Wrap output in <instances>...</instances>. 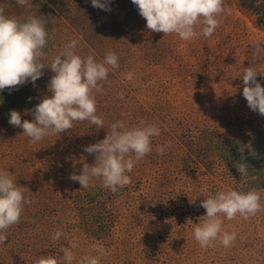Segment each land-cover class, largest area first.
I'll return each instance as SVG.
<instances>
[{
    "label": "rangeland",
    "instance_id": "obj_1",
    "mask_svg": "<svg viewBox=\"0 0 264 264\" xmlns=\"http://www.w3.org/2000/svg\"><path fill=\"white\" fill-rule=\"evenodd\" d=\"M65 1L54 6L64 11L56 16L58 34L52 58L72 39L78 40L77 52L82 56L91 54L101 60L109 50L119 56V67L95 93L104 128L81 121L82 127L71 132L49 134L29 143L21 128L0 124V170L16 175L28 201L34 198L55 204L53 222L50 219L42 226L43 233L37 232L39 226L16 227L5 233L6 242L0 241V264H26L47 253L61 256V249L72 244L76 245L72 249L75 264L86 255H96L94 246L104 249L101 264H264V180L257 181L253 189L239 188L247 181L244 175L236 184L239 154L230 153L231 160L223 153L230 140L245 139L256 126L264 129V115L247 106L239 77L243 67L253 65V44L264 43V25L257 24V12L242 6L240 0H223L230 14H222L211 36L194 37L199 39L195 43L176 34L148 31L131 0H111L116 5L114 17L125 14L135 23L136 32L128 36L129 46L123 51L102 45L120 38L110 26L103 27L94 43L76 27L70 29L67 21L75 20L78 13L88 15L87 23L102 13L91 11V0L75 2L74 11L67 5L73 0ZM25 7L29 6L21 7L23 14H17L18 19L35 16L36 12ZM256 63L257 81L264 87V61ZM127 72L133 74L131 80L125 78ZM25 88L37 103L50 94L47 85L27 88L26 83ZM20 94L25 96V90ZM21 114L22 120L32 119L30 111L21 110ZM116 120L129 125L154 124L160 134L152 138L151 152L134 164L128 185L114 193L99 179L100 195L85 197L87 188L71 180L70 174H79L83 163H94L96 154L84 152V147L102 140ZM247 142L252 145L251 140ZM165 145L163 153L157 151ZM226 188L259 191L262 207L247 219L237 215L224 220V228L236 233L229 247L217 240L202 248L192 236V223H198L197 218L205 213L200 201ZM79 209L87 212L84 226ZM96 217L105 220L108 232L91 221ZM57 230L62 235L52 240Z\"/></svg>",
    "mask_w": 264,
    "mask_h": 264
},
{
    "label": "clouds",
    "instance_id": "obj_2",
    "mask_svg": "<svg viewBox=\"0 0 264 264\" xmlns=\"http://www.w3.org/2000/svg\"><path fill=\"white\" fill-rule=\"evenodd\" d=\"M24 3V0H18ZM111 0H91L93 7L109 11ZM150 32L176 34L181 40H190L198 35L211 36L221 22L222 14H230L223 0H131ZM164 35V36H165ZM49 40L45 22L36 16L20 20L0 13V92L5 88L13 90L25 83L35 86L42 75V69L49 68L54 75L48 84V95L30 110L32 119L22 120L20 111H9L8 123L22 129L29 143H37L49 134H60L73 128L75 122L87 121L101 128L104 121L97 114L95 93L102 90V83L108 81L109 72L119 67V56L113 50L97 60L93 55L82 56L77 52L78 40H69L46 66L43 58ZM253 44L252 66L243 67L240 79L243 83L241 95L247 106L264 115V87L257 81L256 61H264V47ZM132 73H124L126 79H132ZM29 110L25 111L28 114ZM104 128V127H103ZM160 134L154 124L141 122L129 125L125 120H116L107 128L105 137L84 147L83 151L95 153L92 164L83 163L79 174H70V179L78 181L86 188L95 179L102 186L116 192L131 182L136 161L152 150V138ZM157 149L163 153L164 147ZM241 175L246 174V164L236 165ZM200 206L205 213L193 224L192 236L202 248L219 241L229 247L236 238L234 231H227L224 220L240 215L247 219L255 215L262 207L261 195L257 190L239 191L226 188L214 194L203 196ZM193 199L189 200L192 203ZM28 199L25 187L20 185L8 170H0V239H4V230L18 223ZM60 230L55 231L51 239L61 237ZM76 245L61 249L62 255L47 253L34 258L33 264H73ZM96 255H86L79 264H101L104 249L94 246Z\"/></svg>",
    "mask_w": 264,
    "mask_h": 264
},
{
    "label": "trees",
    "instance_id": "obj_3",
    "mask_svg": "<svg viewBox=\"0 0 264 264\" xmlns=\"http://www.w3.org/2000/svg\"><path fill=\"white\" fill-rule=\"evenodd\" d=\"M65 0H24V3H19L18 0H0V13H3L4 15L11 16L17 18V14L20 15V13L23 14V8L22 6H29L25 7L26 9H30L35 13L36 17L41 18L45 22V26L49 32V40L46 48L44 49L46 55L43 58L44 63L46 66H50V60L52 58V49L56 48V37H57V30L55 31L54 27H57L58 21L56 20L57 17H61L59 15V12L64 11L63 8L57 7V9L54 7L55 4L64 3ZM83 1L86 0H73L68 5V8L71 11L73 7H76L75 2L83 3ZM117 2V0H115ZM65 3H67L65 1ZM240 4L250 10H253L257 12V24L264 25V0H240ZM64 5V4H61ZM60 4L58 6H61ZM84 5V4H83ZM89 6V4H88ZM91 6V5H90ZM89 6V8H91ZM120 6V2H119ZM36 7V8H35ZM66 7V6H65ZM116 5L113 2H110L109 4V11H105L96 7H93L91 10L92 12H98L102 13V16H92V19L89 21V23L86 22V16L82 12L78 13V16L75 20H69L67 21L68 26L70 29L73 27H76L78 31L81 33L83 32L86 36L85 39L88 40L91 43L97 42L99 40V37L101 35V31L103 30L104 26H110L113 29V34H116V36L120 37L119 39H114L111 41H104L108 43H102L103 46L108 47V49L112 48H119L123 49L125 51L127 49V46H129V39L128 36H130L133 32H136L135 23L129 22V18L127 15L123 14L119 16L121 13H118L116 17L113 16V11L115 9ZM121 8V6H120ZM19 11V13H18ZM86 13V12H84ZM88 14V13H86ZM34 16V14H33ZM69 15L68 17H70ZM18 19V18H17ZM112 20V22H106V20ZM20 20H25V18H20ZM108 24V25H107ZM60 26V23H59ZM58 26V27H59ZM54 28V29H53ZM54 30V32H53ZM124 36V37H123ZM200 37L202 35H199ZM198 36V38H199ZM200 39V38H199ZM199 39H192L191 41H194L195 43ZM124 59L126 58L127 54L123 55ZM129 60V58L127 59ZM43 75L39 78L40 82L39 84L37 81H35V86L32 83H27V88H33L38 87L39 89L46 86L54 73L49 68L42 69ZM109 73H112L110 71ZM44 77V80L41 81V79ZM47 83V84H46ZM102 84H105L103 82ZM26 83L20 86H17L13 90H9L8 88H5L2 92H0V124L3 123V125L8 124L9 119V111L12 109H15L17 111L22 110V113H25L23 110L28 109L29 111L33 109L34 105L37 104L36 101H32L31 95L28 94V89L25 88ZM23 89L25 90L26 95H21ZM43 97V96H42ZM40 97V98H42ZM81 121L75 122L73 125V128L67 129L66 131H73L76 126L82 127L79 123ZM248 136H245L241 138H236L234 140H230L229 147L225 152H223L229 159V154L232 152H235L239 154V157L237 159V163H245L246 166V174H244L247 178L246 183L242 182V185H239L238 182H241V175L234 174L238 176L236 178V184L239 188L244 189L242 186L246 187V190L251 188L253 189V185L259 181L260 179L264 180V129L262 127H254L252 131L247 132ZM247 140H251L252 145L247 142ZM233 159V158H232ZM231 159V160H232ZM11 174L12 172L9 171ZM73 172V171H72ZM13 176H16L15 174H12ZM258 175L259 177H255ZM15 179V178H14ZM99 179H95L92 183L89 184L87 189H85V197L91 196L95 194L96 196L100 195L101 188L98 186L101 183L98 182ZM49 202H46L45 200L40 201L39 199L35 200L34 198L30 199L27 204H25L23 212L21 214V217L18 221V223L10 226L11 229L4 230V235L7 233V231L16 229V227H23L27 229H32L37 226L40 228L37 230L40 234L42 232V228L46 225L47 222L51 219V222H53V216H51L52 209L54 208ZM85 204H79V206H83ZM80 214V221L82 226H84V220L86 219L87 212L82 211L79 209ZM32 214L33 218L31 215ZM55 213V209H54ZM102 213H105L102 211ZM101 214V213H100ZM86 216V217H85ZM92 222H95L96 224H99L101 228L104 226L106 228L107 224H105L104 219H97L94 218L91 220ZM79 224V223H78ZM48 225V224H47ZM43 226V227H42ZM106 232L109 231V228L105 229ZM103 232V229H102ZM4 239H0L2 242H6L7 235L4 236ZM36 237V236H35ZM38 240V237H36ZM57 257H60V255L56 254ZM26 264H33V260L29 261ZM63 264V262H61ZM73 264L75 262L73 261Z\"/></svg>",
    "mask_w": 264,
    "mask_h": 264
},
{
    "label": "bare ground",
    "instance_id": "obj_4",
    "mask_svg": "<svg viewBox=\"0 0 264 264\" xmlns=\"http://www.w3.org/2000/svg\"><path fill=\"white\" fill-rule=\"evenodd\" d=\"M67 9V8H66ZM142 93V92H141ZM173 125V124H172ZM233 138V137H232Z\"/></svg>",
    "mask_w": 264,
    "mask_h": 264
}]
</instances>
